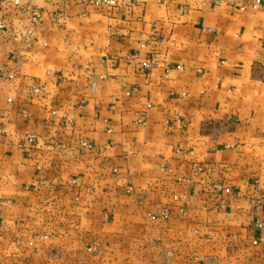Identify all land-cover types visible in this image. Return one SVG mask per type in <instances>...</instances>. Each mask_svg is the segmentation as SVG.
I'll return each instance as SVG.
<instances>
[{
    "label": "crops",
    "instance_id": "obj_1",
    "mask_svg": "<svg viewBox=\"0 0 264 264\" xmlns=\"http://www.w3.org/2000/svg\"><path fill=\"white\" fill-rule=\"evenodd\" d=\"M254 1L0 0V264H264Z\"/></svg>",
    "mask_w": 264,
    "mask_h": 264
},
{
    "label": "built area",
    "instance_id": "obj_2",
    "mask_svg": "<svg viewBox=\"0 0 264 264\" xmlns=\"http://www.w3.org/2000/svg\"><path fill=\"white\" fill-rule=\"evenodd\" d=\"M19 0H15L16 3H18ZM135 0H91V3L98 7L103 8H119V7H131L134 4ZM261 5V0H255L252 4V8L256 9ZM246 9V8H243ZM29 14L31 17V20L34 24H39L42 21V12L39 9H31L29 10ZM152 66V64H146V68L149 69ZM42 92L41 88H35L34 93L39 94ZM2 115L0 114V118ZM30 143H33V140H29ZM81 147L85 151H89L91 149V145L87 142H83L81 144ZM201 171V169H199ZM215 191L218 193H224V194H230L231 189L224 186H215ZM160 218L163 220H167L169 218V213L164 212L160 215ZM151 219H156L154 216H151Z\"/></svg>",
    "mask_w": 264,
    "mask_h": 264
}]
</instances>
